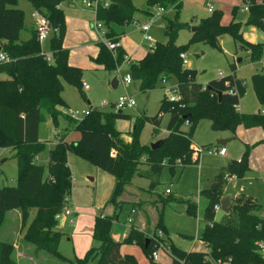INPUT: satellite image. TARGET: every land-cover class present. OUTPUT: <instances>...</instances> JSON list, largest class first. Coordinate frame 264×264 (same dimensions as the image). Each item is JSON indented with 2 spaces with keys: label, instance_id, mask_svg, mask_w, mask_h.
Wrapping results in <instances>:
<instances>
[{
  "label": "trees",
  "instance_id": "16d2710c",
  "mask_svg": "<svg viewBox=\"0 0 264 264\" xmlns=\"http://www.w3.org/2000/svg\"><path fill=\"white\" fill-rule=\"evenodd\" d=\"M29 1L51 22L52 59L48 60L43 52L36 28L31 29L28 40H20L24 12L16 7L18 0H0V52L9 58L7 62H0V74L7 75L0 77V148L10 149L18 160L16 183L0 190V230L15 211L20 215L24 242L33 245L36 252L46 251L66 264H138L132 255L123 254L121 250L123 244L134 242L143 248L151 264H155L153 252L160 247L157 230H164L163 211L167 204L178 199L168 193H155L152 183L151 188L147 189L153 197L151 200L132 202V210H142L144 214L147 211L145 205L152 204L155 207L157 217L152 230L150 227L142 230L132 224L125 238L120 241L113 236V226L117 211L124 203L123 195L134 185V176L142 174V165H147L151 173L158 176L165 166L175 171L176 166L185 167L196 163L193 156L197 150L192 138L203 119L211 120L214 130H228L233 134L240 125L264 129V72L252 75L253 87L261 106L259 111L245 113L237 108L245 84L235 73L209 81L208 84L222 93L219 100L217 92L196 80L194 70L184 67L181 54L185 52L186 46L175 42L178 23L169 19L166 28L169 40L157 42L142 59L130 61L129 72L133 81L141 83L143 91L155 88L163 77L169 79L175 76L180 99L178 102H169L165 97L157 114L137 117L135 127L130 132L131 141L126 143L122 137L123 132L115 123L117 119L130 120L132 116L119 113L115 104L110 110L92 108L83 118L73 117L59 108L65 106L62 97L64 81L77 86L81 94H84L83 69L69 64V49L63 46L66 21L61 4L66 0ZM98 1L96 18L104 24L106 37L112 41L120 39L113 24L134 21L138 11L152 16L149 11L138 8L133 0ZM105 2H108V6L104 5ZM244 2L248 8L246 23L256 25L264 32V1ZM146 3L166 11L169 8H180L183 0H146ZM236 9L233 8L234 15ZM222 18V9H213L209 16L193 28L190 40L209 42L221 49V37L229 34L235 41H239L241 48L246 49L252 63L264 61V42L247 41L242 33L241 22L233 18L226 25L222 23ZM98 47V55L93 60L109 72L117 71L126 63V51L122 47L115 54L103 42H99ZM231 69L236 70L235 63H231ZM232 89L237 92L231 93ZM167 111L169 119L165 129L168 134L162 138V143L155 148L142 144L140 137L144 125L151 123L152 134L158 135ZM49 118L56 128L59 119L63 118L66 128L78 130L81 137L71 143L60 139L50 150L48 165L45 166L37 160L45 150V143L40 140V128ZM263 142L264 139L252 145L246 144L242 157L231 160L226 172H221L208 187L201 190L207 203L201 216L204 226L197 237L207 250L187 251L169 239H161L170 250L171 264H224L228 261L231 264L264 263L258 249V242L264 240V207L252 197L233 196L231 210L221 222L215 221L217 210L214 208L226 195L229 178L241 179L250 170L251 152ZM207 147L201 146L202 149ZM69 152H74L115 177L111 197L103 206L104 212L95 217L92 238L98 245L91 246L83 257L73 259L63 256L59 251L61 233L57 228V215L62 212L65 197L71 194L73 188L72 172L68 164ZM138 189L139 192L147 191L140 186ZM109 206L112 212L106 210ZM197 207V202L188 201V214L197 217ZM147 219L149 221V217ZM184 236L193 239L192 236ZM0 264H18L14 242L0 239Z\"/></svg>",
  "mask_w": 264,
  "mask_h": 264
},
{
  "label": "rangeland",
  "instance_id": "374dc122",
  "mask_svg": "<svg viewBox=\"0 0 264 264\" xmlns=\"http://www.w3.org/2000/svg\"><path fill=\"white\" fill-rule=\"evenodd\" d=\"M133 2L141 10L149 11L152 16H146L141 11H138L134 21L128 24H113L114 30L122 39L126 40L125 47L132 60H138L143 57L148 45H151L150 42L144 41L140 25L151 22L147 35L152 37L156 44L157 42H167L169 40L170 37L166 33V28L168 20L173 19L178 23L175 42L186 46L184 52L186 64L183 62V65L196 72V80L207 86L209 80L232 73L231 63H235L237 64V77L242 83L245 82L244 92L237 108L245 113L257 112L258 108H261L253 87L252 75L262 70L260 66L249 61L247 51L245 48L240 47L239 41H235L231 35L225 34L221 37V49H218L209 42H192L190 40L193 34V27L199 25L203 18L211 14L209 3L213 4L214 9H222L223 21L226 24H229L233 18L241 22L242 26L245 27L243 36L247 41L257 43L264 40V32L259 27L246 23L245 19L248 12L246 11L244 0H183L180 8H169L166 11L148 6L146 0H133ZM16 7L24 12V27L20 32V40L26 41L30 38L31 29L34 24L36 25L39 14L29 0H18ZM234 7H237L235 15L233 14ZM61 9L65 17L68 14L69 17L81 20L78 26L73 21L70 22L64 45L70 50L69 61L82 67V80L89 87L85 88L82 85L84 94H81L77 86L64 81L63 100L65 99V106H60L59 108L71 112L79 111L80 118H83L85 116V114H82L83 111L95 107L110 110L114 103L117 102L119 96L128 94L136 101L134 108L126 107L123 109L124 112L135 115L132 120V128L135 127V119L137 117L157 114L163 99L167 98L171 88L177 85V78L171 76L165 85L159 81L157 86L149 91H143L139 81H133L131 84H127L126 87L122 83L117 88L112 87L111 82L116 74L99 67L93 60L97 53V42L102 40L103 36H99L95 28L94 24L97 20L92 7L84 4L82 0H78L75 6H69L67 1H64L61 4ZM52 36L51 29L48 38L41 43L43 52L46 54H51L50 42ZM239 59L242 60L239 61ZM117 71L118 76H116L121 81L122 76L129 72V63H124ZM0 77L4 78L7 75L0 74ZM88 101H90V104H88ZM103 103L106 106H103ZM168 119L169 112L167 111L162 119L161 131L165 130ZM63 123V118H60L58 125L60 130L63 128ZM115 124L117 128L124 131V137L128 136V134L130 135V133H127L129 130L128 120L120 118L116 120ZM149 124L146 123L144 125L140 137V141L145 142L144 144L147 145H151L158 140L157 138H160L159 134L154 135L151 133L152 127ZM54 127L55 125L50 118L42 123L40 140L45 143V150L37 160L41 165H48L49 152L55 145ZM228 133V130H214L212 121L203 119L199 122L192 138L194 147L197 149L196 153H200L197 163H192L185 167L176 166L175 171L165 166L158 176L153 175L147 165H142L140 169L142 174L134 176V185L130 186L128 192L122 197L124 203L120 210L117 211L116 215L118 218L114 220L113 236L115 239L123 240L132 224L136 225L139 223L141 227H150L152 230L153 227L148 226L149 223L146 222L145 226V217H148L147 211L145 214L142 210L132 212V202L139 199L151 200L153 197L147 189H150L153 183V191L155 193L166 195V190L169 189L171 192L170 196L178 199L171 201L165 206L163 211L164 230L161 231L162 238L169 239L183 250L205 251L206 246L197 237L204 226L201 216L207 203V200L201 194V190L208 187L221 172H226L229 162L240 156L239 152L243 147L240 142L231 140L225 144L228 150L227 154H220L218 148L221 147V144H218L219 138L217 136ZM49 140L51 142H48ZM202 145H208V147L202 149ZM68 162L73 178L72 202H70L72 214L70 216L67 215L69 217L63 215L57 228H59L58 230L61 233L59 251L63 256L73 259L77 255H81L80 248L86 242V227L93 220L92 217L95 216L94 214H101L105 201L111 197L114 188L111 189V180L113 181L114 179L115 181V177L74 152H69ZM17 176L18 160L14 156L13 151L0 148V190L6 185L15 184ZM91 178L94 179L92 180ZM233 182L234 184H231V188H240L239 192H244L245 196L254 198L264 207V175H261L259 171H254L253 175L252 170H249L241 180L235 178ZM138 186L147 191L139 192ZM153 195L155 196V194ZM105 198L107 199L103 201ZM188 201L198 202L197 217L188 214ZM152 207V204L144 206L149 211L154 209ZM108 212H112L111 207H109ZM81 216L83 221L79 223L78 217ZM154 218L155 214L153 211L150 219L153 220ZM72 219L75 220V224L71 222ZM1 227L0 239L16 241V243L24 241V230L21 228L17 212H12L8 221ZM141 227L140 229L144 230ZM158 233L159 230H157V235ZM184 235L192 236L193 239ZM73 236H76L78 242L73 239ZM69 238L71 239L69 240ZM152 238L154 241L156 240L154 235ZM122 251L132 255L138 264H151L143 248L135 242L123 244ZM43 255L48 258L50 264H66L46 251ZM171 261L170 250L159 247L155 264H170Z\"/></svg>",
  "mask_w": 264,
  "mask_h": 264
},
{
  "label": "crops",
  "instance_id": "0c3cea01",
  "mask_svg": "<svg viewBox=\"0 0 264 264\" xmlns=\"http://www.w3.org/2000/svg\"><path fill=\"white\" fill-rule=\"evenodd\" d=\"M67 1V3H68V5L69 6H75L76 4H77V2H78V0H66ZM83 1V0H82ZM259 3H262L264 0H257ZM84 3V2H83ZM233 3H235V2H233ZM209 4H211L212 6H213V4L212 3H209ZM209 4H208V6H209ZM233 5V4H232ZM213 9H214V7H213ZM246 11L248 12V9H246ZM212 12V11H211ZM95 13V12H94ZM247 17H248V15H247ZM95 18H96V14H95ZM245 20H247V18L245 19ZM65 21H66V34H67V29H69V26H70V22L71 21H73V23L75 24V25H79L80 23H81V20L79 19V18H72V17H69L68 16V14L66 15V17H65ZM222 23L223 24H226L224 21H223V18H222ZM230 23V22H229ZM228 24V23H227ZM226 24V25H227ZM34 28H36V25L34 24ZM247 28V27H246ZM245 27H242V33L243 34H245ZM142 31V30H141ZM148 31V30H147ZM98 32V31H97ZM98 34H99V36L101 35L99 32H98ZM143 34V33H142ZM65 37H66V35H65ZM120 43H121V47L126 51V58H127V61L126 62H128L129 64H130V61H136V60H132V58H131V56L127 53V50H126V47H125V43H126V40L125 39H122L121 38V36H120ZM144 41L145 42H150V41H148V40H145L144 39ZM99 42H102V40H99L98 42H97V53L95 54V56L94 57H96L97 55H98V52H99V47H98V43ZM261 42H264V40H262ZM64 43H65V38H64V41H63V46L65 47V48H67V46H65L64 45ZM68 49V48H67ZM149 49H150V45H148V48H147V50H146V53L143 55V57L147 54V52L149 51ZM69 54H70V50H69ZM93 57V58H94ZM143 57H141V58H139L138 60H140V59H142ZM247 57H248V59H249V55L247 54ZM242 59H239V61H241ZM250 61V60H249ZM68 62H69V64L70 65H73V66H77V67H81V66H79V65H75V64H73V63H71V61H69V56H68ZM253 64H256V65H258V66H260L261 67V70L262 71H264V61H261V62H254ZM99 67H101V68H104V66L103 65H99V64H97ZM122 67V66H121ZM120 67V68H121ZM82 68V67H81ZM236 70H237V64H236ZM236 70L235 71H232V73H235V75H236ZM113 74H116L117 76H118V71H115V72H112ZM231 74V73H230ZM115 75V76H116ZM227 75H229V74H227ZM123 77V76H122ZM236 77H237V75H236ZM238 78V77H237ZM118 79H119V77H118ZM239 79V78H238ZM212 80V79H211ZM211 80H209V81H211ZM209 81L207 82V84L209 83ZM84 83H86V82H84ZM87 84V83H86ZM121 84V81L119 80V83H118V86ZM244 84H245V82H244ZM88 85V84H87ZM112 85V84H111ZM117 86V87H118ZM64 90H63V92H62V97L64 98ZM65 100V99H64ZM88 104H90V101H88ZM115 104V103H114ZM104 106H106V104H104ZM134 108V107H133ZM62 111H64V112H67V113H69V114H71V113H73V112H71V111H68V110H66V109H61ZM123 110V109H122ZM260 110V108H258V110L257 111H259ZM239 111H241V110H239ZM242 112V111H241ZM123 113H126V114H130V113H127V112H124V110H123ZM131 116H132V119H130V120H128V123H129V125H128V127H129V130H128V132L127 133H130L131 131H132V120H133V118L135 117V115H132V114H130ZM164 117V116H163ZM127 120V119H126ZM149 124V123H148ZM151 127H152V129H153V125H151V124H149ZM42 126V125H41ZM119 129V128H118ZM40 130H41V128H40ZM120 131H122V132H124L122 129H119ZM53 133H54V135H55V137H56V142H55V145L58 143V141L60 140V139H63L65 142H68V143H71V142H75V141H78L79 139H80V137H81V134H80V132L78 131V130H74V129H67L66 128V122L64 121V123H63V128H62V130H60L58 127L56 128V127H54L53 128ZM151 133H152V131H151ZM167 134H168V131L165 129V130H163V131H160V133H159V135H160V138H157L158 140H160V139H162V138H164L165 136H167ZM122 137H123V139L125 140V142L126 143H129L130 141H131V136L128 134V136H125L124 137V134L122 135ZM217 138H219L218 139V141H220L221 139H229V141H231V140H234V141H238V142H240V144L243 146L241 149H240V156L237 158V159H235V160H239L241 157H242V154L244 153V151H245V149H244V146H245V148H246V144H250V145H252V144H254V143H256L257 141H259V140H262V139H264V129L263 128H261V127H255V128H245V127H243V126H238L237 127V129H236V132L233 134L232 132H230L229 131V133L228 134H226V135H219V136H217ZM157 140V141H158ZM228 141V142H229ZM48 142H51V140H49ZM156 142V141H155ZM145 142H142V144H144ZM154 143V142H153ZM54 144V143H53ZM54 145V146H55ZM203 146V145H202ZM221 146H225L226 147V145H221ZM197 152V151H196ZM194 153V156H193V159H196L197 160V162L199 161V158H200V153ZM227 152H228V150H227V148H226V154H227ZM197 154V155H196ZM225 154V155H226ZM196 162V163H197ZM69 163V162H68ZM250 170H252V174L254 175V171H259V173L261 174V175H264V142L263 143H261V144H259V145H257V146H255L254 148H253V150H252V152H251V155H250ZM92 180L94 179V178H91ZM234 179H235V177H231L229 180H228V184H227V186H226V194H229L230 196H231V201H232V197L233 196H238V195H244L245 193L244 192H239V190H240V188H238V189H235V188H231V184L233 185L234 184ZM242 179V178H241ZM241 179H239V180H241ZM111 182H112V185H111V189L114 187V185H115V181H114V179H113V181L111 180ZM109 191V190H108ZM243 191V190H242ZM168 194H171V192L170 193H168ZM72 195V192H71V194H70V196ZM107 198H105L103 201H105ZM70 202H72V197H71V201ZM105 203H106V201H105ZM105 203H104V205H105ZM198 203V202H197ZM103 205V206H104ZM206 205V204H205ZM110 207V206H109ZM109 207H107V211H109ZM153 208V207H152ZM102 209H103V207H102ZM147 211H148V217H149V221H148V219H147V217H145V226H146V222L147 223H149L148 224V226L150 225V226H152L153 227V225H154V223H155V220H156V217H157V213H156V209H155V207H154V209H152V211H149V209H146ZM138 211V210H137ZM153 211H154V214H155V218L153 219V220H151L150 218H151V216H152V214H153ZM102 212H104V209H103V211ZM101 212V213H102ZM17 214H18V217H20V215H19V213L17 212ZM71 214H72V212H71ZM71 214H69V216L71 215ZM95 216L94 217H92L93 218V220H91L90 221V224H88V226L86 227V230H87V236H86V242H85V244L80 248V254L81 255H77L76 257H83V255L87 252V250L91 247V246H96V245H98V242H96V241H94L93 240V238H92V232H93V226H94V221H95V217L98 215V214H94ZM66 217H69V216H67V215H65ZM93 216V215H92ZM62 218V217H61ZM61 218H59L58 219V224H59V220H61ZM118 218V217H117ZM20 219V218H19ZM83 221V217L81 216V217H78V222L80 223V222H82ZM71 222L73 223V224H75V220L74 219H72L71 220ZM138 227H141L140 226V224L138 223V224H136ZM59 226V225H58ZM57 226V227H58ZM141 228H146V227H141ZM59 229V228H58ZM129 231V230H128ZM74 233H75V231H74ZM128 233V232H127ZM71 238H69V240H70ZM73 239H76V242H78V240H77V238H76V236H73ZM18 242V241H17ZM14 244H15V249H16V259H17V262H18V264H50L49 262H48V258L45 256V255H43V253H38V252H36V250H35V248L33 247V245L31 246V244H28V243H26V242H24V241H22V242H18V243H16V241L14 242ZM121 250H122V248H121ZM82 251V252H81ZM86 251V252H85ZM85 252V253H84ZM82 253H84V254H82ZM122 253L123 254H127V253H124L123 251H122ZM172 262V261H171ZM171 264V263H170Z\"/></svg>",
  "mask_w": 264,
  "mask_h": 264
},
{
  "label": "built area",
  "instance_id": "2783aa9c",
  "mask_svg": "<svg viewBox=\"0 0 264 264\" xmlns=\"http://www.w3.org/2000/svg\"><path fill=\"white\" fill-rule=\"evenodd\" d=\"M83 2L87 6L92 7V9L95 12V14H97V9H98V6H99V1L98 0H83ZM104 5L108 6V2H105ZM209 8H210L211 11L213 10V6L211 4H209ZM245 8L248 9L247 6H245ZM160 10H163V9H160ZM38 14H39V16H38L37 23H36V31H37V38H38L39 42L42 43L45 39L48 38L52 27H51L50 20L46 16L41 14L39 11H38ZM96 20H97V18H96ZM94 25H95L96 30L103 36L102 42L107 46V48L113 54H115L117 49L119 47H121L120 40H117V41L109 40L106 37V32L107 31H106V29L104 27V24L101 21L97 20ZM150 26H151V22L150 23H145V24L140 25V29L143 32L144 39L150 41V43H151L150 48H152V47L155 46L154 45L155 43H154L152 37L147 35V30L150 28ZM46 56H47L48 60L52 59V55L51 54H46ZM181 58L183 59L184 64H186V55H185V53L181 54ZM7 61H9V58L3 52H0V62H7ZM119 68L117 70H119ZM132 82H133V79H132V76H131L130 72H128L126 75H124L122 77L121 83L125 87H126L127 84H131ZM161 82H162L163 85L167 84L168 83V78L167 77H163ZM83 86L85 88L89 87L84 82H83ZM230 92L231 93H236L237 90L236 89H232ZM179 99H180V95L178 93V89H177V85H176V86L171 88V91H170V93H169V95L167 97V100L169 102H178ZM103 105H104V103H103ZM135 105H136L135 99L132 96L128 95V94L119 96L117 102L115 103V106L118 109H124L126 107H134ZM88 112H89V110L83 111L82 114H87ZM71 115L73 117L80 118L79 111L73 112V113H71ZM218 152L220 154H222V155H225L226 154V147L225 146H221L220 148H218ZM113 154L114 153H112V155ZM166 193H170L169 189L166 190ZM70 201H71V196L69 194V195H67L65 197V205L63 207L62 212L57 215V219L61 218L63 215L71 214L72 210L70 209ZM220 207H221L220 204H216L214 206V208L217 210V212L219 211ZM132 212H135V211L132 210ZM161 239H162V233H161V231H159L158 240H159L160 247L168 248V246L164 242H162ZM258 249L262 253L263 260H264V240L258 242ZM206 250H207V248H206ZM153 258H154V260H156L158 258V249L153 252ZM213 264H219V263L218 262H214ZM224 264H231V262L228 261V262H226Z\"/></svg>",
  "mask_w": 264,
  "mask_h": 264
},
{
  "label": "water",
  "instance_id": "95a60500",
  "mask_svg": "<svg viewBox=\"0 0 264 264\" xmlns=\"http://www.w3.org/2000/svg\"><path fill=\"white\" fill-rule=\"evenodd\" d=\"M193 28H195V27H193ZM118 83H119V79L117 76H115L111 82L112 87L117 88ZM206 88H208L214 92H217L219 95V100H221L222 93L220 91L215 90L210 84H208L206 86ZM118 112L123 113V110L118 109ZM228 141H229V139H221L220 141H218V144L225 145ZM161 143H162V139L152 143L151 147L155 148V147L159 146ZM220 205H221V207H220L219 211L216 213V217H215L216 222H221L223 217L230 212L231 206H232L231 196L229 194L224 195L220 200ZM148 243H149V239L146 241V245Z\"/></svg>",
  "mask_w": 264,
  "mask_h": 264
}]
</instances>
